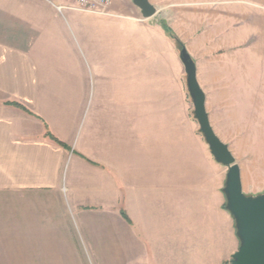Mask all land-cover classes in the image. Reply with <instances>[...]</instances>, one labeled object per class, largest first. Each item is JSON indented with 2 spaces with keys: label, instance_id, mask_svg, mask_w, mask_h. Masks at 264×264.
Here are the masks:
<instances>
[{
  "label": "crops",
  "instance_id": "0c3cea01",
  "mask_svg": "<svg viewBox=\"0 0 264 264\" xmlns=\"http://www.w3.org/2000/svg\"><path fill=\"white\" fill-rule=\"evenodd\" d=\"M149 1L145 18L133 0H0V264H90L82 242L95 264H223L240 245L228 168L172 111L183 62L164 23L258 195L264 0Z\"/></svg>",
  "mask_w": 264,
  "mask_h": 264
},
{
  "label": "water",
  "instance_id": "95a60500",
  "mask_svg": "<svg viewBox=\"0 0 264 264\" xmlns=\"http://www.w3.org/2000/svg\"><path fill=\"white\" fill-rule=\"evenodd\" d=\"M145 18L154 16L157 8L149 0H133ZM187 73V84L193 99L195 117L212 155L228 168L224 193L226 207L235 219L239 248L226 264H264V192L247 195L243 191L241 170L229 147L215 133L206 111L205 93L197 80L196 64L184 47L180 52Z\"/></svg>",
  "mask_w": 264,
  "mask_h": 264
},
{
  "label": "rangeland",
  "instance_id": "374dc122",
  "mask_svg": "<svg viewBox=\"0 0 264 264\" xmlns=\"http://www.w3.org/2000/svg\"><path fill=\"white\" fill-rule=\"evenodd\" d=\"M110 3H111V1H110ZM110 3L108 5H110ZM99 6H101V5H95V7H93V9H98ZM164 24L167 25L166 23H164ZM167 27H168V25H167ZM172 32L174 33L173 30H172ZM178 46H179V44H178ZM181 49L182 48L179 46V51H181ZM181 63H182V61H181ZM172 98H173L172 99V102H173L172 103V111H173V113L186 111L187 114H188V117H189L188 127L189 128L194 127L196 129V132L198 134H200L201 136H203V138H204V135L202 134V132L200 130V126L198 124V121H197V119L195 117L194 103H193V99H192V97L190 95V92H189V89H188L187 73H186V71L184 69V65L180 64L179 69H177L175 67L174 60H173V70H172ZM195 122H197L198 126L196 125ZM205 141H206V139H205ZM213 158H214V156H213ZM77 238L83 240V237H82V235L80 233H77ZM87 244H89V243H87ZM81 246H83L82 247V251L84 253L85 259L90 264H95L94 255H93V249L91 247H89V248L85 247L83 245V242H82ZM238 248H239V246H238ZM231 259H232V257H230L226 263H228ZM226 263H223V264H226Z\"/></svg>",
  "mask_w": 264,
  "mask_h": 264
},
{
  "label": "built area",
  "instance_id": "2783aa9c",
  "mask_svg": "<svg viewBox=\"0 0 264 264\" xmlns=\"http://www.w3.org/2000/svg\"><path fill=\"white\" fill-rule=\"evenodd\" d=\"M74 5L83 10H91L95 5H108L111 0H69Z\"/></svg>",
  "mask_w": 264,
  "mask_h": 264
},
{
  "label": "trees",
  "instance_id": "16d2710c",
  "mask_svg": "<svg viewBox=\"0 0 264 264\" xmlns=\"http://www.w3.org/2000/svg\"><path fill=\"white\" fill-rule=\"evenodd\" d=\"M165 28H166L167 31L171 32V34H172L173 37L176 39V41H177V43L179 44V46H180L181 48H184L185 46H184L183 42L179 40V38H178V37L172 32V30H171L170 28L166 27V25H165ZM9 103H10V104H13V105H16V106H18V107H20V108H22V109H24V110H26V111H29L24 105H22V104H20V103H18V102H9ZM54 139H55L58 143H60V144L63 145V143H62L61 141L57 140L56 138H54ZM122 215H123V217H124L129 223H132L131 218L128 216V214L126 213L125 210L122 211Z\"/></svg>",
  "mask_w": 264,
  "mask_h": 264
}]
</instances>
